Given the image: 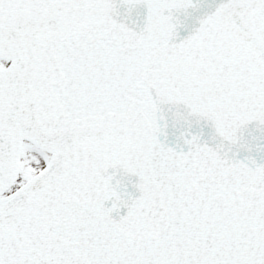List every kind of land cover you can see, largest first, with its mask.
<instances>
[{
	"label": "snow or ice",
	"instance_id": "obj_1",
	"mask_svg": "<svg viewBox=\"0 0 264 264\" xmlns=\"http://www.w3.org/2000/svg\"><path fill=\"white\" fill-rule=\"evenodd\" d=\"M0 264H264V0H0Z\"/></svg>",
	"mask_w": 264,
	"mask_h": 264
}]
</instances>
